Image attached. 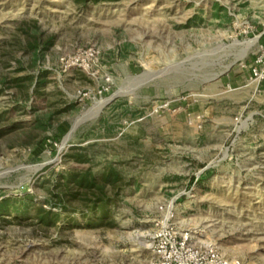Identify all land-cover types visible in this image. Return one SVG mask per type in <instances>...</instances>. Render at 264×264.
<instances>
[{"label":"rangeland","instance_id":"rangeland-1","mask_svg":"<svg viewBox=\"0 0 264 264\" xmlns=\"http://www.w3.org/2000/svg\"><path fill=\"white\" fill-rule=\"evenodd\" d=\"M262 47L264 0H0V264H135L170 206L264 264Z\"/></svg>","mask_w":264,"mask_h":264},{"label":"built area","instance_id":"built-area-1","mask_svg":"<svg viewBox=\"0 0 264 264\" xmlns=\"http://www.w3.org/2000/svg\"><path fill=\"white\" fill-rule=\"evenodd\" d=\"M100 51L95 47L81 49L66 60V68L78 66L89 69L99 60ZM252 80H264V47L255 56L251 66ZM164 103L160 108L169 106ZM164 214L156 217L148 238L150 257L135 264H244L241 258L229 257L213 242L197 244L188 230L179 228L174 209L161 207Z\"/></svg>","mask_w":264,"mask_h":264},{"label":"trees","instance_id":"trees-1","mask_svg":"<svg viewBox=\"0 0 264 264\" xmlns=\"http://www.w3.org/2000/svg\"><path fill=\"white\" fill-rule=\"evenodd\" d=\"M84 1H90V0H84ZM91 1H94V2H99V1H103V0H91ZM104 1H117V0H104ZM78 184L80 185H94L95 184V176L94 178H89L88 175H82L78 181ZM7 200L3 201L2 203H0V215H5L7 214V208L5 206V202Z\"/></svg>","mask_w":264,"mask_h":264},{"label":"water","instance_id":"water-1","mask_svg":"<svg viewBox=\"0 0 264 264\" xmlns=\"http://www.w3.org/2000/svg\"><path fill=\"white\" fill-rule=\"evenodd\" d=\"M223 73H221L220 75H222ZM220 75H218V77L220 76ZM72 133V132H71ZM71 133L68 135V138L71 136Z\"/></svg>","mask_w":264,"mask_h":264}]
</instances>
